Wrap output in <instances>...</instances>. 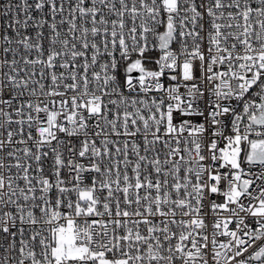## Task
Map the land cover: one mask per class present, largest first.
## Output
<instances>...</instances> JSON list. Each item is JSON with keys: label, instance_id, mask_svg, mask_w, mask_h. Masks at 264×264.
<instances>
[{"label": "snow or ice", "instance_id": "snow-or-ice-1", "mask_svg": "<svg viewBox=\"0 0 264 264\" xmlns=\"http://www.w3.org/2000/svg\"><path fill=\"white\" fill-rule=\"evenodd\" d=\"M0 264H264V0H0Z\"/></svg>", "mask_w": 264, "mask_h": 264}]
</instances>
